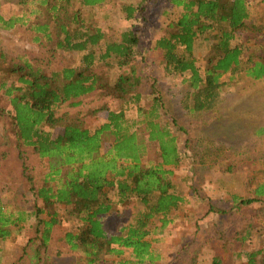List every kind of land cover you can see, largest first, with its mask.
<instances>
[{
  "label": "trees",
  "instance_id": "1",
  "mask_svg": "<svg viewBox=\"0 0 264 264\" xmlns=\"http://www.w3.org/2000/svg\"><path fill=\"white\" fill-rule=\"evenodd\" d=\"M105 1L79 0L80 8L74 11L72 0H22L28 5V13L8 20L0 16L3 30L17 23H30L34 42L47 45L50 51L75 53L77 57L75 66L48 73L40 63L34 65L24 56L0 52V75L9 80L1 82L0 89L11 107L4 114L3 126L9 124V118L17 146L28 147L47 160L40 184L33 183L34 178L27 175L35 185L30 187L35 202L32 212L6 214L0 207V247L22 229L20 225L28 218L34 221V238L38 240L37 246L33 240L28 241L17 262L9 264H26L29 250L33 252L30 264L49 260L47 254L42 257L41 253L52 242V232L59 222L58 208L62 207L82 224L76 233L68 232L61 238L79 256L78 264L153 263L158 258L153 255L149 239L151 222L158 219L165 228L173 220V212L186 202L175 192L173 172L168 169L181 164L170 127L184 129L176 119L163 118L160 111L165 107L159 95L152 99L149 109L139 106L147 81L138 68L142 61L139 32L129 27L119 36L109 37L90 9ZM253 1L163 0L178 14L166 25L154 47L162 53L164 74L179 78L185 87L186 98L192 102V106L188 105L190 111L209 109L226 85V76L229 84L237 73L255 82L264 81V45L259 53L245 56L244 47L237 43L239 35L247 41L264 39V14L256 18L258 25L251 21ZM157 2L141 0L121 7L130 21L135 14L142 17L148 3ZM82 8L89 11L83 13ZM167 11L168 8L165 14ZM199 62H203L202 72ZM152 89V93H158L154 84ZM95 92L117 100L120 107L118 111H108L106 121L98 128L91 129L80 118L55 116L62 104L77 107L82 98ZM133 105L137 117H142L138 121L126 116ZM6 133L0 137V144L12 149ZM153 145L160 161L144 165L148 148ZM20 158L24 162L21 153ZM136 201L142 208L130 224L120 227L117 234L105 231L104 217L113 212V207ZM235 201L238 207L264 202V181L253 187L250 198ZM126 252H130L132 261L124 259ZM258 255H262L264 264V249L249 253L248 264H256ZM107 258L117 260L110 263ZM210 264L224 263L215 257Z\"/></svg>",
  "mask_w": 264,
  "mask_h": 264
},
{
  "label": "rangeland",
  "instance_id": "2",
  "mask_svg": "<svg viewBox=\"0 0 264 264\" xmlns=\"http://www.w3.org/2000/svg\"><path fill=\"white\" fill-rule=\"evenodd\" d=\"M140 1L106 0L102 5L90 9L109 37L119 36L125 28L138 29L142 52L138 68L147 78L139 106L149 109L152 99L159 95L165 107L164 111H160L163 118L169 121L176 119L178 126L184 129L183 132L170 127L181 153V164L168 169L173 172L171 181L175 192L186 202L173 212L170 216L173 220L165 228H161L158 219L151 222L149 239L153 255L158 259L144 264H210L215 257L221 258L224 264H248L249 253L264 249V202L238 207L235 200L250 198L253 187L264 181V81L255 82L237 73L229 84L226 76L223 78L226 85L209 109L201 113L190 111L188 105L192 106V102L186 98L185 87L179 78L164 74L161 53L154 47L155 40L163 34L169 21L176 18L178 11L159 0L148 3L142 17L135 14L136 18L127 21L121 6L136 5ZM262 2L264 0L250 3L254 16L251 21L255 25L259 24L256 18L264 14ZM27 8L28 5L23 4L22 0H0V16L5 20L28 13L25 11ZM79 8V0H72V10ZM167 8L170 11L168 16L165 14ZM86 11L89 8H82L83 13ZM31 28L30 23H17L9 30L0 27V52L24 56L34 65L45 66L48 73L76 65L75 53L62 55L50 51L47 45L34 42ZM237 43L244 47L245 56H249L261 51L264 39L247 41L244 35H239ZM198 65L202 72L203 62ZM3 81L9 83L1 74L0 83ZM153 84L158 91L156 94L152 93ZM119 108L117 100L95 92L82 98V103L77 107L62 104L55 110V116L80 118L95 129L106 121L108 111H118ZM10 110V102L0 89V137L7 132L14 146L8 149L0 144V207L6 214H30L35 203L30 187L34 182L40 184L47 160L40 159L28 147L17 146L11 135L9 118V124L3 126L4 114ZM126 116L130 121L142 119L141 116L137 117L135 105L126 112ZM104 147H108V142ZM16 148H19L18 151ZM159 161L156 146H150L144 165ZM27 175L34 178L33 183L29 182ZM141 208L137 201L113 207V212L104 217L105 231L117 234L120 227L132 222ZM58 212L59 222L52 232V242L47 251L41 253L42 257L47 254L49 260L43 259L45 262L41 264H78L79 256L71 252L61 238L68 232L76 233L82 224L69 215L66 207L58 208ZM20 226L22 229L18 233L15 231L1 245V264L17 262L22 247L28 241L33 240L38 245V240L34 238L33 219L28 218ZM28 252L26 264L33 261V252ZM124 259L132 261L130 252L125 253ZM261 259L262 255H258L256 264H262ZM107 260L112 263L117 259Z\"/></svg>",
  "mask_w": 264,
  "mask_h": 264
},
{
  "label": "crops",
  "instance_id": "3",
  "mask_svg": "<svg viewBox=\"0 0 264 264\" xmlns=\"http://www.w3.org/2000/svg\"><path fill=\"white\" fill-rule=\"evenodd\" d=\"M166 14H167V16H168V14H170V11L168 10ZM169 22H170V21H169ZM155 42H156V40H155ZM160 53H161V51H160ZM160 55L162 56V53H161Z\"/></svg>",
  "mask_w": 264,
  "mask_h": 264
}]
</instances>
